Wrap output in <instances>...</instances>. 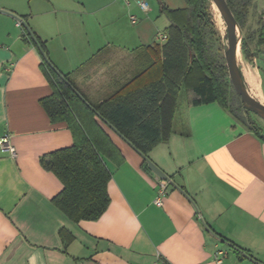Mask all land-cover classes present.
<instances>
[{
  "label": "crops",
  "instance_id": "obj_1",
  "mask_svg": "<svg viewBox=\"0 0 264 264\" xmlns=\"http://www.w3.org/2000/svg\"><path fill=\"white\" fill-rule=\"evenodd\" d=\"M138 1L120 0L131 23L141 24L137 46L95 35V47L76 50L67 39L75 38L72 21L95 17L102 0H0V138L8 135L15 149L14 156L0 149V264H264V140L218 103L193 105L191 94L181 93L169 139L147 155L169 180L100 120L122 156L105 158L107 211L77 223L54 203L64 186L40 159L73 146L74 138L41 104L53 88L40 48L93 106L150 84L162 76L169 27L160 34L152 17L187 3L141 0L143 10ZM57 38L66 59L53 56ZM159 180L169 184L162 206L155 204Z\"/></svg>",
  "mask_w": 264,
  "mask_h": 264
},
{
  "label": "trees",
  "instance_id": "obj_2",
  "mask_svg": "<svg viewBox=\"0 0 264 264\" xmlns=\"http://www.w3.org/2000/svg\"><path fill=\"white\" fill-rule=\"evenodd\" d=\"M227 1L243 29L250 1ZM185 2L183 9L163 8L171 24L161 47L162 76L141 88L121 91L97 106L88 105L74 91L68 75L62 77L44 63L53 93L41 104L53 123L68 124L74 144L44 155L40 162L62 182L63 191L54 203L70 220L96 221L110 204L111 172L105 158L122 156L100 120L112 125L147 157L155 146L169 139L178 99L184 92L193 96V105L218 103L264 140L261 128L252 123L251 113L241 102L235 103L237 94L229 78L224 43L213 23L211 0ZM23 37L31 39L26 32ZM257 45L264 47V23L257 31ZM242 51L246 59L253 60L246 39ZM61 237L67 242L73 239L66 230L61 231Z\"/></svg>",
  "mask_w": 264,
  "mask_h": 264
},
{
  "label": "rangeland",
  "instance_id": "obj_3",
  "mask_svg": "<svg viewBox=\"0 0 264 264\" xmlns=\"http://www.w3.org/2000/svg\"><path fill=\"white\" fill-rule=\"evenodd\" d=\"M112 1L113 0H102V3L107 7L103 5L102 10L94 15L95 17L88 16V14L85 15V13L84 15L82 14V16L78 15V18H76L75 22L72 21V23H74L73 31L76 33L73 35L75 38L70 35L67 37V39H69V41L71 39L72 42L75 43V46H77L76 50H79L81 46H85L88 42L93 43L92 46L95 47V43L93 42L95 35L100 38H104V35L109 37V40H111V42L116 46L123 45L133 48L142 42L139 33L141 24L133 25L129 18V11L124 8V5L121 4L120 0H116L117 3H115V5H110ZM158 1L160 0H156L157 4ZM249 1L250 4L246 13L245 25L241 30V43H243L244 39L249 42L250 52L253 60L249 61L245 58L241 44V67L246 85L248 86L252 95L264 102V47L257 45V31L261 27L262 23H264V0ZM166 2L173 6H186L185 0H166ZM120 4L122 8L120 7ZM152 5L155 7L154 2H152ZM155 10L158 12L160 11L159 9ZM211 12L213 15V23L215 28L219 33L223 43H225L226 39H223L221 31H218L219 29L216 25L212 2ZM150 23L155 25L154 28L156 27L160 34H162L164 29L171 24L170 20L165 15L160 13L157 14L156 17H152ZM62 41L65 42L66 38H63ZM55 43L59 45L58 47H55L53 56L59 57V59H66V52L60 45L61 40L57 38ZM89 54L86 58L90 56ZM183 98H186L185 93L183 94ZM239 102L242 103L241 98L237 94V97H235L236 105H239ZM250 118L252 123L257 124L261 128V132L264 135V120L253 113H251Z\"/></svg>",
  "mask_w": 264,
  "mask_h": 264
},
{
  "label": "water",
  "instance_id": "obj_4",
  "mask_svg": "<svg viewBox=\"0 0 264 264\" xmlns=\"http://www.w3.org/2000/svg\"><path fill=\"white\" fill-rule=\"evenodd\" d=\"M211 2L216 6V8L220 12V14L223 17L225 24H226V35L223 37V39H226V42L224 43V58L226 60V66L228 68L229 78H230L231 84L234 88V91L241 98L243 107L247 112L253 113V114L257 115L259 118H261L262 120H264V102L257 99L256 97H254L252 95L251 91L249 90L248 86L246 85L244 74H243L242 67H241V63H240L239 58H238L239 49L241 52V44H242L241 43V41H242L241 30L242 29H241L238 21L236 20L231 8L229 7L227 0H211ZM29 32L31 35H33L30 30H29ZM40 50L43 53V55L45 56V59L48 62V64L60 76H62L49 62V60H48L47 56L45 55V53L43 52L42 48H40ZM74 91L79 95V97L86 104H88L87 101L75 89H74ZM108 125L114 131H116L112 125H110V124H108ZM141 155L145 158V160L148 163L149 169L153 173H155V175H157L162 180H165V181L169 180V177L161 169H159V167L157 165H155L153 162H151L143 154H141Z\"/></svg>",
  "mask_w": 264,
  "mask_h": 264
},
{
  "label": "built area",
  "instance_id": "obj_5",
  "mask_svg": "<svg viewBox=\"0 0 264 264\" xmlns=\"http://www.w3.org/2000/svg\"><path fill=\"white\" fill-rule=\"evenodd\" d=\"M138 4L143 10H147L148 9V4L146 2L139 0ZM132 20L134 22H136V18L135 17H132ZM18 25L22 26L23 22L22 21H18ZM164 38H166V36L163 37V39ZM0 149L3 152L10 153L12 156L15 155V149H14L13 145L11 144L10 137L8 135H4L3 137L0 138ZM168 194H169V184H168V182H164L162 180H159L158 189H157V196H156V199H155V204L158 205V206H162L164 198ZM221 255H223V253L219 252L218 255H217L218 256L217 257L218 261H220V257L219 256H221ZM156 264H161V263L157 262Z\"/></svg>",
  "mask_w": 264,
  "mask_h": 264
},
{
  "label": "bare ground",
  "instance_id": "obj_6",
  "mask_svg": "<svg viewBox=\"0 0 264 264\" xmlns=\"http://www.w3.org/2000/svg\"><path fill=\"white\" fill-rule=\"evenodd\" d=\"M213 7H214V15H215L216 25H217V28L219 29L218 31L219 32L221 31L222 36L224 37L226 35V24H225V21H224L223 17L221 16L220 12L218 11V9L216 8V6L214 4H213ZM238 58H239V61L241 63V52H240V49H239Z\"/></svg>",
  "mask_w": 264,
  "mask_h": 264
}]
</instances>
